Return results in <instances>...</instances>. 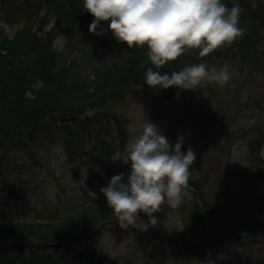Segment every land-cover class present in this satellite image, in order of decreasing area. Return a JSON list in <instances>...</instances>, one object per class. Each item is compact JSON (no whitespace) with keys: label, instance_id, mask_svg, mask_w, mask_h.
Returning <instances> with one entry per match:
<instances>
[{"label":"rangeland","instance_id":"374dc122","mask_svg":"<svg viewBox=\"0 0 264 264\" xmlns=\"http://www.w3.org/2000/svg\"><path fill=\"white\" fill-rule=\"evenodd\" d=\"M251 25L252 41L248 46L233 45L240 36L212 50V58L191 62L206 63L209 69L227 64L231 77L223 85L204 79L197 89H185L178 96V92L163 94L159 88L137 85L123 96L88 105L75 121L73 132L64 139V130H60L58 140L39 137L32 149L14 146V137L1 146L0 216L53 218L72 210H78L79 215L59 230L37 229L31 238L25 232L16 237L10 230H0V235L30 245L42 243V236L51 239L54 247L42 250L40 256L50 253L64 257L89 249L111 264L184 263L189 249L182 244L173 249L168 240L172 237H168L175 228L189 223V214L195 210L189 208L188 201L183 200L175 208L163 205L154 213L158 223L148 230L131 225L122 228L107 198L84 212L85 205L94 202L114 174L130 171V162L125 164L112 157L124 153L127 140L142 130L148 118L161 127L170 143L174 145L183 134L182 151L188 147L195 151L190 178L201 184L203 198L212 206L211 220L216 228L235 233L253 222L264 221V203L253 210L248 208L251 201L262 202L264 198V27ZM8 33L13 31L8 29ZM67 43L77 52L83 47L94 52V60L86 59L89 70L110 66L119 52L98 49L76 35L58 37L54 45L61 49ZM94 113H99L96 124H88L87 115ZM96 129L102 131L110 155L102 158L99 148L98 160L89 163L85 159L97 142ZM237 213L244 215L238 223L232 219L238 217ZM141 218L147 221V214L142 212ZM222 245H213L211 252L204 249L205 244L199 246L193 259L184 264L203 261L210 253L215 259L228 258L236 264L243 251L239 247L217 249ZM249 245L244 252L253 251L249 259L246 257L249 264H263L264 256L261 261L255 256L259 248Z\"/></svg>","mask_w":264,"mask_h":264},{"label":"trees","instance_id":"16d2710c","mask_svg":"<svg viewBox=\"0 0 264 264\" xmlns=\"http://www.w3.org/2000/svg\"><path fill=\"white\" fill-rule=\"evenodd\" d=\"M225 2L229 7L238 2L240 10H244L239 18L243 34L236 38L243 37L233 45L248 46L252 41L251 24L264 27V3L261 0ZM93 19V14L84 9L83 0H0V23L21 24L13 38L4 32L3 25L0 26V149L13 137L17 140L12 141L14 146L29 148L41 136L58 140L60 130H64V138L73 132L74 123L59 125V119L80 115L95 102L119 97L130 85L152 88L145 83L147 67L171 73L192 64L195 58L207 57V54L200 56L199 49L192 48L157 69L147 57L146 44L129 48L126 44L113 43L91 34L89 25ZM50 23L51 28L43 31L45 24ZM102 23L108 24V21ZM58 35L67 38L76 35L86 43L94 36V47L121 46L128 55L105 68L89 70L86 59L94 60V52L85 47L77 52L76 48L70 49V43L58 50L52 46ZM215 53L221 55L219 51ZM208 57L212 58V53ZM29 91L32 97L27 96ZM161 91L167 94L181 90L171 86ZM96 115L87 116L86 122L96 124ZM96 138L97 142L92 144V152L85 161L98 160L96 151L99 148L102 158L110 155L99 129H96ZM2 161L0 154V178ZM3 227L0 225V229ZM9 228L16 237L23 232L29 238L35 234L25 224L9 225ZM48 242L43 238L40 244H21L0 235V264H108L96 254L87 252L58 258L50 253L40 256L39 252L50 248Z\"/></svg>","mask_w":264,"mask_h":264},{"label":"clouds","instance_id":"9594fccd","mask_svg":"<svg viewBox=\"0 0 264 264\" xmlns=\"http://www.w3.org/2000/svg\"><path fill=\"white\" fill-rule=\"evenodd\" d=\"M83 6L94 16L91 32L103 34L102 21H108L113 36L129 48L146 44L147 57L157 69L189 49H199V55L204 56L243 34L238 2L229 7L225 0H83ZM230 77L227 64L209 69L201 62L171 73L149 66L145 83L154 89L176 86L182 91L197 89L204 79L223 85ZM184 139L179 135L173 145L161 127L148 118L142 130L127 140L124 153L112 157L130 162L127 174H114L100 189L122 228L131 225L148 230L158 223L154 213L163 205L175 208L183 201L190 166L196 159L191 147L182 151ZM142 212L147 214V221L141 218Z\"/></svg>","mask_w":264,"mask_h":264},{"label":"flooded vegetation","instance_id":"af4514ba","mask_svg":"<svg viewBox=\"0 0 264 264\" xmlns=\"http://www.w3.org/2000/svg\"><path fill=\"white\" fill-rule=\"evenodd\" d=\"M185 216L188 214H184ZM187 217V216H186ZM190 221L189 223H186L181 228H175V230L171 233L170 237L171 239H168L170 242L169 244L173 249L177 247L178 244H182L183 248L189 249L185 255V258L183 260L184 263L189 262L193 259V256L197 252V249L199 246H203L204 244L209 247L208 252H211L213 243L210 241H219L221 244L223 243V249L228 250L231 248V246H235V244H231L230 242H234L232 239H230V236H215L214 235V229L211 226V220L207 217H204L203 214H199L198 212H194L193 214H189ZM203 225H205V228H203ZM239 232V248L243 251V253H239L237 263L236 264H249L250 261L246 259V257L249 259L252 256L253 251H249L248 253L245 252V247L250 246L249 244H254L257 248H259V253H256V258L260 260L262 256H264V221H257L251 225L250 228H242ZM251 230L257 231L255 234L247 235ZM191 232V233H190ZM263 233V234H261ZM216 237V238H215ZM224 243H226L224 245ZM168 246V245H165ZM261 250V252H260ZM254 255V254H253ZM165 258V257H164ZM212 253H210L209 256L205 259V264H234L233 261L229 259H223L221 260H214L213 261ZM186 261V262H185ZM221 261V262H219ZM258 262V261H256ZM264 261H262L263 263ZM181 263V264H184ZM203 264V262H195L194 264ZM252 264H255L252 261ZM259 264V263H258ZM264 264V263H263Z\"/></svg>","mask_w":264,"mask_h":264}]
</instances>
